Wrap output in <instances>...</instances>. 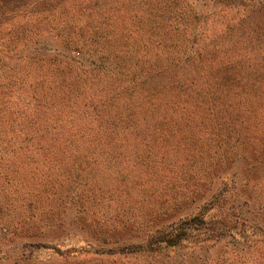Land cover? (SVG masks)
<instances>
[{
    "label": "trees",
    "instance_id": "1",
    "mask_svg": "<svg viewBox=\"0 0 264 264\" xmlns=\"http://www.w3.org/2000/svg\"><path fill=\"white\" fill-rule=\"evenodd\" d=\"M31 1L43 4L33 16L58 41L34 55L51 79L43 101L31 92L36 105L25 118L33 159L45 163L49 211L72 170L89 182L74 194L82 205L114 190L160 211L144 214L141 230L131 216L77 218L90 222L80 234L102 253L150 260L185 247L194 230L229 235L230 214H203L231 197L234 178L244 189L264 181V0H217L213 10L235 18L207 24L191 18L186 0H126L127 9L124 0ZM106 177L116 181L110 188ZM192 204L203 211L161 212ZM260 238L264 248V230Z\"/></svg>",
    "mask_w": 264,
    "mask_h": 264
},
{
    "label": "rangeland",
    "instance_id": "2",
    "mask_svg": "<svg viewBox=\"0 0 264 264\" xmlns=\"http://www.w3.org/2000/svg\"><path fill=\"white\" fill-rule=\"evenodd\" d=\"M127 1L120 3L124 9H127ZM216 2L186 0L194 10L191 18L198 23L235 18L234 12L227 15L221 10L214 11ZM42 9V3L38 5L30 0H0V264H145L147 261L151 264H264V248L256 244L264 230L263 180L244 189L240 178H234L227 186L233 190L231 197L222 201V206L204 211L207 220L221 213L230 214L233 220L229 235L214 240L208 231L194 230L185 247L165 250L159 256L161 261L159 258L145 260L140 256L102 253L96 250H102L96 242L80 234L90 226V222L77 220L83 217L99 219L97 221L103 223L107 218L110 222L114 215L131 216V226L144 229L141 217L160 211H144L140 199L128 193L105 191L97 194L96 202L82 205L74 194L86 181H80V178L76 181L71 170L69 182L63 187L60 185L61 195L57 193L52 197V210L49 211L45 179L40 176L45 163L33 159L32 146L26 141L29 133L25 122L36 105L31 92L39 91V99L43 101L42 93L51 79L45 75L49 65L35 64L34 55L58 46L57 39L42 31L43 17L33 16ZM101 14L106 17L104 12ZM38 71L43 73L32 78ZM32 81L38 83L30 90L28 86ZM101 169L97 167L94 173ZM33 171L38 175L35 178ZM238 171L241 173L242 170L239 168ZM106 178V188L116 183ZM87 181L96 180L88 178ZM196 205L181 211L161 212L181 217L196 215L203 211ZM48 214L55 216L53 222L56 225L51 230L50 220L46 218Z\"/></svg>",
    "mask_w": 264,
    "mask_h": 264
}]
</instances>
